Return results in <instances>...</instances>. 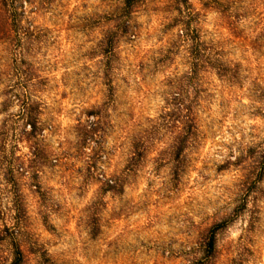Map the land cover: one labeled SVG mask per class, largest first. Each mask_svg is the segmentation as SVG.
Segmentation results:
<instances>
[{"label":"rangeland","instance_id":"374dc122","mask_svg":"<svg viewBox=\"0 0 264 264\" xmlns=\"http://www.w3.org/2000/svg\"><path fill=\"white\" fill-rule=\"evenodd\" d=\"M125 1L0 0V264H264V0Z\"/></svg>","mask_w":264,"mask_h":264},{"label":"trees","instance_id":"16d2710c","mask_svg":"<svg viewBox=\"0 0 264 264\" xmlns=\"http://www.w3.org/2000/svg\"><path fill=\"white\" fill-rule=\"evenodd\" d=\"M131 2H132V0H126L125 1V3H127L126 6L127 7L131 6ZM217 226H220V224ZM217 226H215V227H217ZM12 240H13L12 244H11L12 245V260L8 264H23L24 263V255H23V251L21 249V245L19 244V242L15 238H13ZM213 250H214V237H213V235H211L209 238V241L207 243V252L211 253V252H213Z\"/></svg>","mask_w":264,"mask_h":264}]
</instances>
